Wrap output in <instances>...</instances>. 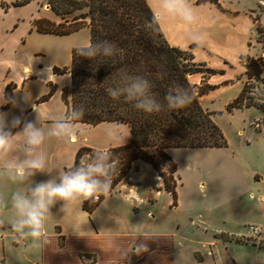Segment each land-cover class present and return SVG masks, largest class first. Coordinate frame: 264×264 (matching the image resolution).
<instances>
[{
  "label": "crops",
  "instance_id": "0c3cea01",
  "mask_svg": "<svg viewBox=\"0 0 264 264\" xmlns=\"http://www.w3.org/2000/svg\"><path fill=\"white\" fill-rule=\"evenodd\" d=\"M147 1L158 14L169 44L190 51L196 63L215 71L189 76L193 85L211 86L201 98L204 108L211 110L205 103L213 99L215 90L234 86L241 93L246 77L241 57H253L250 9L184 0L196 17L188 24L178 16L163 13L161 0ZM24 72L18 80L0 75V91L5 94L10 87L18 105L13 108L4 104L0 111L9 113L10 119L21 116L34 121L35 107L40 123L48 127L62 113L56 114L49 104L42 105L43 95L25 102L21 94L24 78L33 71ZM74 132L71 139L49 137L42 145L54 169L51 176L57 175L55 169L75 163L82 148L108 151L128 144L131 137L128 125L114 122L74 123ZM107 132H111V140ZM178 149L184 148L166 152L179 172L175 157ZM194 149L217 154L213 178L220 184H213L209 192L203 180L184 200L177 172L175 202L161 176L150 167L135 164L143 162L136 160L133 165L137 174H128L92 211L85 208V204L92 203L84 200L61 212L63 202L58 201L51 209L53 215L44 239L36 242L20 239L13 231L16 217L10 198L18 186L0 177V264H208V259L212 264H227L220 260L222 252L228 256V263L243 264L235 255L236 249H240L247 264H264V131L252 132L236 148ZM141 171L150 173L151 182L147 176L137 177ZM48 178V174L37 173L32 179L38 183ZM252 225L260 229L258 236L250 234Z\"/></svg>",
  "mask_w": 264,
  "mask_h": 264
},
{
  "label": "trees",
  "instance_id": "16d2710c",
  "mask_svg": "<svg viewBox=\"0 0 264 264\" xmlns=\"http://www.w3.org/2000/svg\"><path fill=\"white\" fill-rule=\"evenodd\" d=\"M31 1L33 0H0V4L3 8H8L10 5L24 6ZM39 1L48 5L61 20L58 24L47 20L38 21L37 28L40 32L67 35L88 27L92 44L107 41L116 49L112 57L97 56L92 60L83 58L74 49L71 66L55 70L56 73L70 75V86L63 91L62 97L66 111L70 108L82 110L81 118L74 123L97 125L114 122L130 128L129 143L108 150L117 161V166L111 187L107 193L101 194V200L127 177L133 163L141 160L153 165L163 179L165 189L176 202L177 166L166 151L171 148L228 147L224 133L213 120L214 113L205 109L202 104L201 98L211 86L206 83L196 86L189 80V76L194 73L209 75L215 71L196 63L190 51L169 44L157 15L147 0ZM255 22L258 41L264 43V27L259 24L258 19ZM241 60L246 68L247 81L227 110L254 106L264 109V104L257 102V96L249 95L256 89L254 82L264 85V58L242 56ZM125 74L141 76L150 81V91L162 104L160 112L144 113L135 109L123 97L113 100L107 94L106 89L118 84L120 77ZM175 85L188 89L192 99L183 108L169 109L164 98ZM5 95L13 98L10 87H7ZM92 150L94 149H80L76 162L82 154ZM161 161L169 165L167 170H164ZM96 205L98 203L85 204V208L92 211Z\"/></svg>",
  "mask_w": 264,
  "mask_h": 264
},
{
  "label": "clouds",
  "instance_id": "9594fccd",
  "mask_svg": "<svg viewBox=\"0 0 264 264\" xmlns=\"http://www.w3.org/2000/svg\"><path fill=\"white\" fill-rule=\"evenodd\" d=\"M160 7L163 13L178 16L185 23L191 24L196 19L184 0H161ZM72 47L90 60L97 56L112 57L116 52L115 46L107 41L92 44L87 39H78ZM151 87L148 79L125 74L106 92L113 100L123 97L135 109L151 114L162 109L161 102L150 91ZM29 99L26 96L25 102ZM164 99L169 109H179L187 106L192 96L188 89L175 85ZM4 104L13 108L18 106L14 98L6 97L0 91V107ZM34 110L37 114L34 121L21 116L10 119L9 113L0 111V177L18 186L10 198L16 217L11 227L20 239L32 242L44 239L47 222L53 215L51 209L58 201L63 202L60 211L66 212L69 206L107 193L117 166L110 151L94 149L82 154L78 162L67 168L55 169L57 175L51 176L54 169L42 145L49 137L71 139L75 135L74 122L81 118L82 110L70 108L48 127L40 123L38 109L34 107ZM106 135L112 139L111 132ZM37 173L48 174L50 178L37 183L32 179Z\"/></svg>",
  "mask_w": 264,
  "mask_h": 264
},
{
  "label": "rangeland",
  "instance_id": "374dc122",
  "mask_svg": "<svg viewBox=\"0 0 264 264\" xmlns=\"http://www.w3.org/2000/svg\"><path fill=\"white\" fill-rule=\"evenodd\" d=\"M191 1L212 3L222 8L234 6L241 8V10L250 9L253 24L250 54L256 58H264V43L258 41L259 34L255 22V19H258L259 24L264 27V0ZM214 1L216 3H213ZM40 20L57 24L61 22L60 18L48 8V5L39 0H33L27 5L18 7L10 5L8 8H3L0 4V75L18 80L25 75L24 69L33 71L30 77L25 76L24 78V89L21 91L23 97L27 96L33 99L43 95L42 99L45 98V102L42 105L49 104L56 114H64L66 104L62 94L66 88H69L71 78L68 73L59 74L55 70H63L71 66L72 52L75 49L72 47L73 42L78 39L91 41L90 29L84 27L67 35L43 33L37 28V22ZM246 81L247 77H245ZM253 84L256 89H253L249 95L257 96V102L264 104V85L261 82H254ZM233 87H224L213 91V99L210 98L211 100L207 101L205 105L211 109L209 111L214 113L213 120L224 133L228 146L236 148L241 144L243 138L249 137L252 132L264 131V109L254 106L228 111V105L240 93ZM241 134L243 135L241 136ZM175 157L180 166L179 172L176 171L175 175L178 172L183 183L181 191L184 200H187L191 190L197 189L198 183L202 185L203 180L207 181L205 187L207 192L213 189V184L215 187L220 184L213 178L217 173V154L215 152L207 149L184 148L178 149ZM161 162L164 170H167L169 165ZM135 164L150 167L159 175L153 165L148 166L144 162H135ZM129 174H137L136 165H132ZM139 175L147 176L149 181L152 180L150 173L145 171H141L137 177ZM235 255L240 262L247 264L240 249L235 250ZM220 260L222 263L230 264L228 263V256L224 252L220 255ZM207 262L212 264L211 259H208Z\"/></svg>",
  "mask_w": 264,
  "mask_h": 264
},
{
  "label": "built area",
  "instance_id": "2783aa9c",
  "mask_svg": "<svg viewBox=\"0 0 264 264\" xmlns=\"http://www.w3.org/2000/svg\"><path fill=\"white\" fill-rule=\"evenodd\" d=\"M87 201H90L92 204H96L98 202H100L101 200V195H99L97 198H89V199H86ZM249 232L250 234L255 237V236H258L260 234V229L256 226H249Z\"/></svg>",
  "mask_w": 264,
  "mask_h": 264
},
{
  "label": "bare ground",
  "instance_id": "6f19581e",
  "mask_svg": "<svg viewBox=\"0 0 264 264\" xmlns=\"http://www.w3.org/2000/svg\"><path fill=\"white\" fill-rule=\"evenodd\" d=\"M30 75H31V73H30V72H28V73H27V76H30Z\"/></svg>",
  "mask_w": 264,
  "mask_h": 264
},
{
  "label": "water",
  "instance_id": "95a60500",
  "mask_svg": "<svg viewBox=\"0 0 264 264\" xmlns=\"http://www.w3.org/2000/svg\"><path fill=\"white\" fill-rule=\"evenodd\" d=\"M48 8H50V7L48 6Z\"/></svg>",
  "mask_w": 264,
  "mask_h": 264
}]
</instances>
